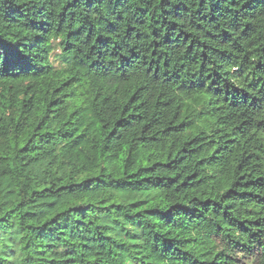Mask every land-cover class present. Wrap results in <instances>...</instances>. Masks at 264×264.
<instances>
[{"label":"trees","instance_id":"trees-1","mask_svg":"<svg viewBox=\"0 0 264 264\" xmlns=\"http://www.w3.org/2000/svg\"><path fill=\"white\" fill-rule=\"evenodd\" d=\"M0 264H264V0H0Z\"/></svg>","mask_w":264,"mask_h":264}]
</instances>
